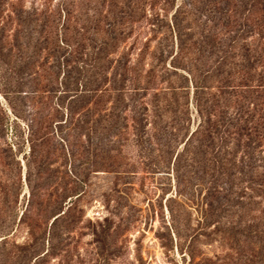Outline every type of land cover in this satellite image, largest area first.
I'll return each mask as SVG.
<instances>
[{
	"label": "rangeland",
	"instance_id": "1",
	"mask_svg": "<svg viewBox=\"0 0 264 264\" xmlns=\"http://www.w3.org/2000/svg\"><path fill=\"white\" fill-rule=\"evenodd\" d=\"M233 3L0 2V264H264V141L203 130L235 110L205 43Z\"/></svg>",
	"mask_w": 264,
	"mask_h": 264
},
{
	"label": "trees",
	"instance_id": "2",
	"mask_svg": "<svg viewBox=\"0 0 264 264\" xmlns=\"http://www.w3.org/2000/svg\"><path fill=\"white\" fill-rule=\"evenodd\" d=\"M1 1L3 0H0V2ZM250 1L251 3L250 5H248V8L247 4L243 5L244 10H246L242 15L243 21L239 22V18L242 17V13L238 11L240 5H236L233 3L232 7L228 9L230 13H232L231 18H233V21L228 19L226 22L222 23L220 27L221 29L215 28L216 31L214 34H212V39L209 38L205 42L206 44H212V48L220 52V56L216 58V62L214 63L216 67L212 71L217 70L215 72L218 82L217 89L220 91V93H222V91H225L226 93L233 92L232 97L234 98V101L232 107L233 109L235 108L232 117H226L225 113L221 111H215V113H213V117H215V120L211 121L210 116L207 115V126L203 130L208 137H210L213 132H221L222 134H226L228 136H230L231 134L235 135L236 137H238L237 142H239L242 137H245L248 139V141H251L252 136L256 138L259 137L264 141V0ZM83 2L84 0H77V3L79 4L78 6H81ZM61 12L64 15V21L61 25L62 30H58V33H56V39H60V43L62 46H59V48H69L70 51H73L68 40L69 37L66 36V34L69 32L68 26H66V22H68L70 18V8L65 6L61 9ZM214 26L217 27L215 23ZM86 32L87 30H85V32L81 31V37ZM220 34H227L228 36H230L229 34H234V36L236 35L245 39V44H242V48H244L243 60L241 59V62H239V68L234 69V72L230 71L224 73L223 71L219 70L220 67L226 64L227 57H233L232 51L234 45L231 44H234L233 42L235 39L233 37H230L228 41H223L219 36ZM245 35H250L249 42H247L246 38L244 37ZM223 43L225 44L223 45ZM107 44L108 42L106 40H103L99 42V47H106ZM180 50H182V46L180 47ZM207 74H209V72L205 73V75ZM233 80H235V83L229 84ZM194 86L195 90L203 88V85L195 84ZM204 89L206 90L208 89V87L204 85ZM246 90H250L251 93L262 90L263 101H260L259 106L256 101H241V99L245 100L246 98V96L243 95L246 93ZM215 103H218V101H216ZM240 103H245L246 106L245 104L243 105ZM249 104L252 105V108L246 109L249 107ZM213 111L214 109L209 111V114H212L210 112ZM248 124L251 125L249 126ZM199 128L193 131L191 136L195 132H197ZM252 130H254V133H251ZM236 145H238V143ZM245 154L247 155L248 159L250 158V155L252 153L251 151H248V149L247 151L245 149ZM259 178L260 179L252 174V181H250L251 188L262 186V181L264 180V172Z\"/></svg>",
	"mask_w": 264,
	"mask_h": 264
}]
</instances>
